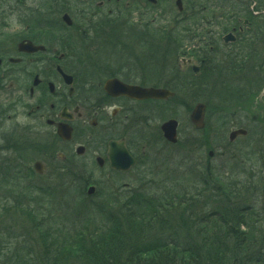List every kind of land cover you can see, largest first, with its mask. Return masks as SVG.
Segmentation results:
<instances>
[{
	"label": "trees",
	"instance_id": "trees-1",
	"mask_svg": "<svg viewBox=\"0 0 264 264\" xmlns=\"http://www.w3.org/2000/svg\"><path fill=\"white\" fill-rule=\"evenodd\" d=\"M55 1L66 12L63 3ZM94 1L83 3V14L63 30L78 36L53 45L75 62L67 73L74 77L78 93L105 99L101 87L93 84L103 77L129 82L127 69L138 67L150 76L140 85L149 83L174 94L160 103L170 106L169 117L177 118L179 110L190 113L201 103L206 116L200 133L215 128L219 137L234 126L264 142V120H259L257 133L240 126L251 109H264L253 107L264 88V18L250 10L254 3V11H264V0H182L183 11L173 12L170 21L152 18L153 12L128 2L122 5L121 0H109L108 14L93 10ZM243 21L247 26L242 35L238 27ZM233 29L238 43L222 44V36ZM183 58L195 61L198 73L179 70ZM109 65L126 70L107 72ZM18 145L15 163L0 168V188L6 190L0 195V264H264V150L258 153L259 167L251 163L242 168L233 160L228 171V164L220 170L208 159L202 166L193 165L182 155L179 164L189 170L190 182L167 174L169 164L174 167L167 159L154 163L155 174H142L146 166L141 158L127 186L113 189L108 184L103 191L95 185L89 197L85 173L76 168L70 178L81 199L77 204L62 201L61 208L71 204V218L75 215L64 224V218L51 213L58 210L52 204L58 196L54 187L27 186L21 191L14 186L34 174L30 160L21 155L26 148ZM192 147L184 140L178 144L189 154ZM198 147L212 149L208 139ZM127 148L131 150L128 143ZM242 161L250 163L247 151ZM9 187L12 200L7 199ZM61 189L60 195L68 191L64 185ZM14 215L27 230L10 223L8 217Z\"/></svg>",
	"mask_w": 264,
	"mask_h": 264
},
{
	"label": "flooded vegetation",
	"instance_id": "flooded-vegetation-1",
	"mask_svg": "<svg viewBox=\"0 0 264 264\" xmlns=\"http://www.w3.org/2000/svg\"><path fill=\"white\" fill-rule=\"evenodd\" d=\"M61 2L66 9V12L62 14H68L73 24L74 17L77 14H83V3H91L92 0H61ZM44 3H37L36 0H0V158L2 159L12 151L15 131L10 126V121H12L10 114L13 108L20 106L19 108L23 113L26 112L27 116H32L41 123L44 122L43 124L39 122V128L43 130V126L47 128V132L57 140L58 144L68 147L71 144L75 147V151L79 146L82 147L83 154L80 157L90 153L95 166L100 169L107 166L108 173L112 178L115 176L123 178L130 174V170L134 168L131 167L127 172L111 168L108 158L109 143L120 141L124 142L127 152L134 160L133 166L136 165L140 156V159H144L146 166L145 170H142V174H154L152 169L157 161L156 159L151 160V156H155L157 152L152 151L151 156H141L145 153L143 143H149L147 135L141 130H137L136 126L140 117H143V113L152 115L157 107L165 105H159L161 102L157 100L137 101L126 97L109 96H106L103 102H92V97L79 95L72 75L73 84L66 85L61 72L68 74L67 71L75 68L76 65L72 59H65L64 54L53 45H59L62 38L74 39L78 35L63 32L64 29L66 30L72 25L68 27L64 24L62 17H53L55 13L51 8L42 11L48 13L44 18L36 20V23L33 22V14L40 12L39 8H44ZM109 3V0H97L93 3V10L96 7L105 12L104 6ZM17 6H23L26 12L24 17L16 19L21 29L13 31L7 27L11 23L10 20L13 21L11 17ZM106 12L110 14L111 11L107 9ZM246 26L247 24L242 23L238 27L240 34L243 33ZM233 32L235 36L233 44H236L238 43L237 34L234 29ZM6 39L10 42H5ZM26 42H30L34 47H43L44 51L26 52L20 47ZM35 81L37 85H34ZM133 85L142 86L140 83ZM14 94L22 95L26 101L16 97L20 101L15 102L17 100L15 99L9 102ZM27 98L30 102H27L29 101ZM59 124H67L70 127V141H62L57 136V125ZM139 124L142 125V123ZM96 127L102 128L101 133L95 137L89 136L91 129ZM26 128L29 126L25 125L21 130L25 132ZM177 128L179 141V123ZM31 130L35 131L36 129ZM45 136L44 133L42 137ZM127 143L131 145V150L127 148ZM46 144L44 142V148ZM167 145L174 148L177 144L167 143ZM139 148L143 150L138 151ZM97 159H101L102 166L98 165ZM6 162L10 163V161ZM41 165L44 169L42 163ZM112 182H109V185L114 189L115 184ZM93 187L95 186L93 185Z\"/></svg>",
	"mask_w": 264,
	"mask_h": 264
},
{
	"label": "rangeland",
	"instance_id": "rangeland-1",
	"mask_svg": "<svg viewBox=\"0 0 264 264\" xmlns=\"http://www.w3.org/2000/svg\"><path fill=\"white\" fill-rule=\"evenodd\" d=\"M36 1L37 3L38 2L39 3L46 2V3H44L45 5L44 8H39V10H41L40 12H37V13L35 12V14H33V18H32L33 22L44 18V16H46V14L48 13H45L42 11L44 10L47 11L50 8L55 13L53 14L51 12L53 14V17L60 18V17L65 16L62 14L63 13V9L61 6L62 4L60 5L58 1H55V0L54 1L53 0H36ZM59 1L60 3H62L61 0ZM119 1L120 0H118V2ZM145 1L146 0H121V3L122 5H126V3L128 2L129 4H132L133 7L142 9V11L146 10L147 11L146 13L153 12L154 14L152 15V18L153 16L157 15V18L159 19V16L161 14H165L162 20H166V21H170V15H172V12L174 11L178 12L177 6L176 7L174 6L175 0H157V3L154 6H150L148 4L146 5ZM48 4H49V9L47 8ZM104 9L106 12V10L109 8H107L106 6L104 7ZM181 9H183V6H181ZM25 12L26 11H24L23 6H17L14 9V12H13L14 15H12L11 17L13 18V21L10 20L11 23L7 28L13 31H17V29H21L16 19L17 17H21V18L24 17ZM136 15L137 14L134 13L133 17H136ZM69 19L71 18L69 17ZM8 32L10 33V31ZM6 41L10 42V40L8 39H6L5 42ZM195 64H196L195 61H191V65H195ZM123 68L124 67L119 66V65L118 66L116 65L115 68H113L112 65H109L107 66V72H112V70H119L120 72H123V70H126ZM178 68L182 72H184L187 69L185 65L181 64L180 60L178 62ZM127 70L128 71L125 73V75L129 79V82L139 84L142 80L145 81L146 79L149 80L150 78V76L142 74L140 72V69H138V67L136 68L132 67V69L130 67ZM106 79H107L106 77H103L99 81V84L97 83L93 84L95 89L98 87H102ZM145 86H152V85L148 83ZM79 95L83 96V93H79ZM16 97L21 100L24 99L22 95L14 94L13 97L9 99V102H12L13 100L17 99ZM17 101H20V100L18 99L15 100V102ZM24 101L26 100L24 99ZM91 101L92 102L96 101L97 103H100V102H103L104 99L100 97H92ZM27 102H30V100ZM159 105H162V104H159ZM256 105L261 106V109L264 108V88L262 89L261 93L257 95V101L255 102V105H253V107H255ZM19 107L20 106H16L15 109L13 108L10 114L12 117V121H10V126H11V129H14L15 131L14 137H13V148L10 154H8L5 157H2V159L0 158V165H1L0 168H3L2 166L6 164V161H10V163L13 162V164L15 163L14 152L16 150V147H19L18 144L23 143L24 145L23 147L26 148L25 149L26 153L21 154V155L26 157L28 160H30V163H29L30 169H33L34 162L39 161L44 166L43 174L42 176H37L36 174H33L30 180L26 179L25 181L19 182L18 184L14 186L17 187L21 191H24V189L27 186L41 187L43 189H49V187L51 188L54 187L55 190L57 191L56 193L58 194V196L53 197L52 204L55 203L56 204L55 210L57 209L58 210L56 212L52 211L51 213H53V215L55 214V216L59 218H64V221L61 220L60 223L67 224V220L65 219L72 221V219L75 217L74 215V217L71 218V214L74 213V212H71L70 210L71 204L70 206L68 205V207H66L65 205V207L61 208L62 201L64 200H66L67 202L72 201L75 204H77L79 199H81V197L77 195L76 184L74 185L75 182L73 183L72 179L70 178L71 172L72 173L75 172V174L77 173L76 168L83 169V172L85 173L84 180H86L87 183H91L97 186L101 185L103 188V191H105V188H107L106 185H108L109 182L113 181L112 183L116 185L115 188L116 187L121 188V185L123 183L130 182V180L133 178L134 176L133 172L135 171L134 169L136 165L134 166L132 172L128 175H125L123 178H120L119 176H115L114 178H112L111 174L109 175L108 173L107 166L101 169L95 166L94 159L92 158L90 153L85 154L83 157H76V155L74 154L75 147L73 145L70 144V146L68 147V146H63L62 144H58L57 140L52 138L51 134L47 132V128L43 126L44 130L46 131H44L42 128H39L38 125H40L41 121H38V119L32 116L30 117L27 116L26 112L23 113ZM251 111H252L251 116H248L245 120H242V123L240 124V126H244L247 129L249 127L250 128L252 127L254 128L255 133H257L256 129H258L259 131L261 129V123H259V120H264V109L262 111L260 110L258 111V109L254 108V109H251ZM179 112L180 114L178 115V111H177L178 116L177 118H175L179 123V145H180V142L184 140L186 146L189 148V145L192 143L193 151L190 152V154H189L188 148L186 149L187 151L182 150L178 147L170 148V147H167L165 142L162 140V136H161L159 128L162 123H164L166 120L171 118L169 117L170 106L165 105L160 108L157 107L152 115L143 113L142 114L143 117H140V121H139V123H142V125L138 123V125L136 126L137 130H141L147 135L146 137L148 138V143H149V144H146L148 146H144V150L142 148L138 149V151L142 149L145 152L141 156L146 157V156H149L152 153V151H156L157 153L156 155L154 154L155 156L150 155L151 160L156 159V161L159 163V162H162V160L167 159V161L173 164L174 166V167H171V165L169 164V168L166 170H169L170 172H168L167 174L172 173L174 177H178L186 181L190 179L191 176L189 174V170L188 169L186 170V168H184L183 166L180 167L181 164L179 163L184 162L182 155L183 157L188 156L193 165H198V164L200 166L204 165V163L206 162L205 160L207 159V151H201L198 147V144H199V141L201 143H204L206 139L209 140L210 146L212 147L211 151L213 152L212 157L208 159L209 163L211 166L215 168H219V170L225 164H228L227 166H225L227 171H228L227 167L231 169L230 165L233 163V160H235L236 163L240 162L242 168L249 167L248 165H251V163L258 167L261 165V161H258V159H260L258 158L260 154L259 152H262L261 150H264V142H262L263 138L261 136L255 139L251 137L248 133V136L238 137L234 142L229 143L228 142L229 132L237 129V128H234V126L230 128L228 131H226L224 135L219 136V137L215 136V128H213L214 131H207V134L204 132L200 133V131L193 130L192 126L189 124V120H188L189 113H184L181 110H179ZM43 123L44 122H42L41 124ZM25 125L26 127L29 126V128H26L25 132H23L21 129ZM31 129H36V130L34 131ZM101 129L102 128L100 127L91 129L90 134L88 135L95 137L101 133ZM44 133L46 134V136L42 137ZM217 134H220L219 130L217 131ZM44 142L47 143L45 148H44ZM144 143H147V142H144ZM51 144H52V147L50 148ZM246 151H247V155H249L251 158V161L249 164L242 161L244 159V155ZM169 153L172 154L173 156L168 155ZM262 157L260 160L263 161L264 155H262ZM139 159H140V156H139ZM153 170L154 169H152V171ZM3 171L4 169H0V175ZM194 172L195 171L193 170V173ZM154 174H155V170H154ZM187 174L189 175V177H187L188 176ZM160 180H161L160 176H157V179L154 180V183L157 182L158 184V181ZM187 182H190V180ZM10 185L11 184H9V186ZM62 185L65 186L64 190L68 189V191L60 195V191L62 190L61 189ZM3 187L5 189L8 188L7 186H3ZM11 188L12 187H9V190H8L9 193H7L8 200H12V198L14 197L13 193L10 191ZM5 192L6 190H4L1 187L0 195L5 196L6 195ZM92 201H95V200H92ZM208 204H213V203L209 201ZM21 206L27 207L24 203H22ZM50 206L47 205V207H50ZM30 208L31 207H28V209ZM8 218L10 220V223H14L16 226L22 227L27 230L28 225L27 227L26 225H23L21 217L14 215ZM55 224L56 226L58 225V223H55Z\"/></svg>",
	"mask_w": 264,
	"mask_h": 264
},
{
	"label": "water",
	"instance_id": "water-1",
	"mask_svg": "<svg viewBox=\"0 0 264 264\" xmlns=\"http://www.w3.org/2000/svg\"><path fill=\"white\" fill-rule=\"evenodd\" d=\"M151 3H155V0H148ZM176 6L179 11H181V2L176 1ZM63 21L68 26L71 25V21L67 15L63 16ZM225 43L233 42L234 36L232 34H228L223 38ZM24 51L33 53L36 51H43L42 47H34L30 42H26L25 44H21L20 46ZM188 63H190L188 61ZM194 73L198 72V67H192ZM64 83L66 85H72V77L65 75L61 72ZM34 85H37V82H34ZM103 91L110 97H127L133 100H167L173 96L172 93L162 89H154V88H141L139 86L127 85L119 81L118 79H109L103 85ZM204 116H205V106L203 104H197L191 114L189 116V120L191 124L198 130L204 128ZM61 117L65 119L62 115ZM177 122L175 120H168L164 122L160 126V130L163 138L171 143L175 144L177 142L176 131H177ZM246 132L244 130H235L232 131L228 140L233 142L239 136H245ZM57 136L63 141H69L71 139V129L68 125L59 124L57 125ZM77 155L83 154V148L79 147L76 150ZM212 153H209L211 156ZM108 158L110 161V166L112 169L117 171H128L129 168L133 165L134 160L128 154L124 143L120 142H110L109 143V153ZM97 163L99 166H102L101 159H97ZM34 168L37 173L41 174V165L40 163H35ZM94 187H89L86 191L88 196H91L94 193Z\"/></svg>",
	"mask_w": 264,
	"mask_h": 264
}]
</instances>
